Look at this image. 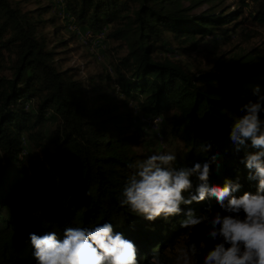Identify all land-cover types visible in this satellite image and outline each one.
<instances>
[{"label": "trees", "instance_id": "trees-1", "mask_svg": "<svg viewBox=\"0 0 264 264\" xmlns=\"http://www.w3.org/2000/svg\"><path fill=\"white\" fill-rule=\"evenodd\" d=\"M62 2L74 27L114 43L109 71L82 80L77 68L63 67L57 49L68 41L59 40L52 3L0 0V264H37L30 233L55 231L63 239L66 227L105 222L136 244L139 264L154 254L164 264L178 243L195 242L197 256L206 254L214 242L205 225L183 229V214L148 222L121 206L128 165L159 148L191 168L210 144L209 185L228 179L241 185L237 197L256 192L230 131L242 105L256 99L254 89L264 95V48L233 45L206 69L194 60L189 69L179 56L190 58L207 39L231 45L245 27L264 30V0ZM191 180L194 192L198 180ZM208 206L220 211L215 198L182 208L201 213Z\"/></svg>", "mask_w": 264, "mask_h": 264}, {"label": "clouds", "instance_id": "clouds-1", "mask_svg": "<svg viewBox=\"0 0 264 264\" xmlns=\"http://www.w3.org/2000/svg\"><path fill=\"white\" fill-rule=\"evenodd\" d=\"M253 94L256 99L240 109L244 115L235 116L230 140L235 152L244 154L247 178L258 181L254 194L237 197L241 185L233 180L226 179L223 187L209 185L210 165L216 159L209 154L210 144L199 149L207 158L191 168L178 167L177 156L167 151L128 165L133 171L123 188L122 207L148 222L183 214L181 228L191 230L203 224L208 229L205 237L214 246L202 261L194 262L198 248L192 242L177 250L176 264H264V120L259 116L264 112V95L258 87ZM193 176L198 180L194 192ZM208 198H215L220 211L208 206L201 213L183 212L182 206ZM29 238L37 264H139L136 244L107 222L91 228L66 227L63 239L55 231L30 233ZM150 264H162L160 256L154 254Z\"/></svg>", "mask_w": 264, "mask_h": 264}, {"label": "rangeland", "instance_id": "rangeland-1", "mask_svg": "<svg viewBox=\"0 0 264 264\" xmlns=\"http://www.w3.org/2000/svg\"><path fill=\"white\" fill-rule=\"evenodd\" d=\"M40 5L47 3H52L53 10H56V26L61 27L59 32V40H67L65 47L57 49V52L60 53L58 56L59 59H63V67H73L79 70L78 78L86 80L90 76H96L98 74H105L106 71H109L110 61L112 57V47L114 43L108 41L104 38L103 34L92 35L85 28L74 27V22L66 13L63 6L62 0H37ZM188 4L185 2L184 6ZM27 8H33L34 3L26 4ZM206 6H201L193 11V13L202 12ZM249 30V38L243 40L241 34H245ZM46 31H52L51 27L46 28ZM106 32V30H105ZM75 34V35H74ZM70 39V40H69ZM231 45L223 44L221 39H207L205 41L203 48L196 52L190 58L185 55L179 56L180 60L189 68L193 69V63H198L201 69H206L211 63H213L215 57L218 54L227 52L233 45H238L239 49L245 51L258 48H264V30L257 27H245L243 32L237 31L234 34ZM122 53H120L121 55ZM195 58V59H194ZM194 60V62H193ZM160 120H158L159 125ZM142 127V126H141ZM163 126L161 127L162 130ZM140 133L146 134V138L153 137V131L147 128H138ZM157 129V127H153ZM143 135V134H142ZM138 151L142 153L144 151L143 146H139ZM159 148L156 150V153L159 152ZM155 154V153H154ZM181 247H184L182 243H178L171 250H166L167 260L164 264H176V254L177 250ZM204 255V254H203ZM203 255H199L193 258L194 262L196 260L202 261Z\"/></svg>", "mask_w": 264, "mask_h": 264}, {"label": "built area", "instance_id": "built-area-1", "mask_svg": "<svg viewBox=\"0 0 264 264\" xmlns=\"http://www.w3.org/2000/svg\"><path fill=\"white\" fill-rule=\"evenodd\" d=\"M141 121H142V122H148V123H150V120L148 121V120H146L145 118L141 119ZM152 125H153V127H157V128H158V119H154V120L152 121Z\"/></svg>", "mask_w": 264, "mask_h": 264}, {"label": "bare ground", "instance_id": "bare-ground-1", "mask_svg": "<svg viewBox=\"0 0 264 264\" xmlns=\"http://www.w3.org/2000/svg\"><path fill=\"white\" fill-rule=\"evenodd\" d=\"M152 124V123H151Z\"/></svg>", "mask_w": 264, "mask_h": 264}]
</instances>
